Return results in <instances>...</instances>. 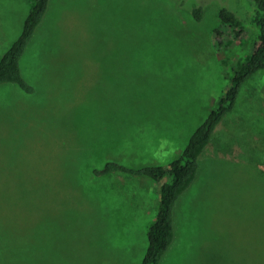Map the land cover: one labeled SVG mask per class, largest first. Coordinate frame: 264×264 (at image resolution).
Here are the masks:
<instances>
[{"label": "rangeland", "instance_id": "1", "mask_svg": "<svg viewBox=\"0 0 264 264\" xmlns=\"http://www.w3.org/2000/svg\"><path fill=\"white\" fill-rule=\"evenodd\" d=\"M34 0H0V59ZM0 85V264H141L167 167L253 50L251 0H50ZM203 5L196 21L191 13ZM226 7L248 35L216 45ZM161 264H264V69L241 87L174 208Z\"/></svg>", "mask_w": 264, "mask_h": 264}, {"label": "trees", "instance_id": "2", "mask_svg": "<svg viewBox=\"0 0 264 264\" xmlns=\"http://www.w3.org/2000/svg\"><path fill=\"white\" fill-rule=\"evenodd\" d=\"M251 1L254 9L250 23L256 32L253 50L235 70L218 106L209 112L204 122L193 132L181 156L167 167L150 165L130 169L115 162H106L102 170H95L100 174L122 171L161 183L158 213L148 230V247L141 264H161L175 240L174 208L179 198L196 180L200 158L211 142L214 131L234 110L242 85L256 72L264 69V0ZM50 5V0H34L19 36L0 59V85L15 84L26 92H33L32 86L23 76L21 59ZM191 13L196 21H200L204 14L203 5L193 6ZM219 20L220 23L213 32L219 48H226L228 42L243 41L247 37L245 22L235 12L221 7Z\"/></svg>", "mask_w": 264, "mask_h": 264}]
</instances>
